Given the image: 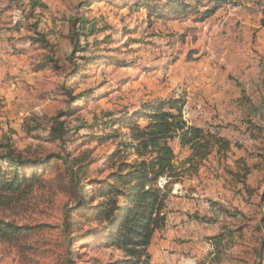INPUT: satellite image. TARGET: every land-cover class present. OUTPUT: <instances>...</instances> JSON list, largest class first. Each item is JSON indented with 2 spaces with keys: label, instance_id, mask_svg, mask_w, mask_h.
<instances>
[{
  "label": "rangeland",
  "instance_id": "rangeland-1",
  "mask_svg": "<svg viewBox=\"0 0 264 264\" xmlns=\"http://www.w3.org/2000/svg\"><path fill=\"white\" fill-rule=\"evenodd\" d=\"M83 1L0 0V141H10L24 155L43 156L48 150H57L58 143L47 139V127L54 116L74 109L72 116L64 117L72 137L85 140L89 133L114 135L86 146L93 149L95 158L89 175L103 180L111 174L106 161L109 155L129 137L127 128L111 120L147 100L182 96L187 99L182 108L184 119L231 140V146L224 150L222 145H214L197 166L186 163L189 147L173 142L181 176L178 181L172 177L167 181H172L173 193L190 198L180 202L181 197H174L169 203L167 225L148 246L150 264H264L252 252L255 242L250 231L261 223L264 210V144L247 133L264 122V0L225 1L204 20H199L200 13L190 11L176 18L154 17L153 21H147L145 8H126L124 3L113 6V0H104L98 7L90 3L87 10ZM243 1L247 4L244 10L235 9ZM189 2L196 4L195 0ZM81 15L96 28L94 53L100 48L103 54L112 55L113 62L91 61L74 78L63 54L58 67L37 69L43 50L26 39L31 34L27 28L16 31L15 22L37 23L38 31H52L50 38L61 40L68 53L70 23ZM89 38L94 42V36ZM105 39L109 41L103 43ZM18 49L25 53L16 52ZM79 94L84 99H72ZM79 124L84 128L76 135L74 128ZM34 127L37 129L27 131ZM49 164L47 171L51 172L56 162ZM165 183L162 177L159 184ZM98 187H88L89 192ZM89 200L93 201L92 196ZM68 202L65 194L38 191L18 213H7L20 223L41 227L22 236L19 243L0 242V264H67L68 260L71 264H104L123 258L122 251L103 244L99 235L78 238L71 245L64 241L62 221ZM214 202L236 215L215 211ZM195 212L210 222L193 219ZM92 216L88 220L86 214L78 215L76 228L95 225L96 216ZM224 224L247 227L243 236L235 233L216 246L209 237ZM87 242L93 245L87 246Z\"/></svg>",
  "mask_w": 264,
  "mask_h": 264
},
{
  "label": "trees",
  "instance_id": "trees-1",
  "mask_svg": "<svg viewBox=\"0 0 264 264\" xmlns=\"http://www.w3.org/2000/svg\"><path fill=\"white\" fill-rule=\"evenodd\" d=\"M103 1L85 0L82 2V7L88 10L90 3L95 5L91 7H98ZM189 1L191 0H113L111 4L121 6L124 3L126 8L135 10L145 8L147 21H153L154 17L176 18L190 11L200 13L199 20H204L215 14L223 2L232 3L238 0H209L210 3H214L213 5L202 4L201 0H195L196 4L192 5ZM83 15L74 17L70 23L72 34H67L71 39L68 53L64 52L61 40L50 38L52 31H38L37 23L29 24L20 19L15 22V30L27 28L31 34L26 36V39L33 44H39L43 50L42 61L37 69H44L48 65H52L53 68L58 67V63L63 60V54L66 55L65 62L70 65L68 69L70 73H74V78L80 76L85 64L91 61L103 58L106 64L113 62L112 55L103 54L104 50L100 48L94 53L92 48L97 47L96 28L94 25H89V20H83ZM127 30L129 29L125 27L124 32ZM83 36H86L84 40H82ZM90 36H94V42L93 39L91 42ZM108 41L105 39L103 43ZM107 50L111 51L112 48ZM16 52L22 54L25 53V49H18ZM146 71L150 69L147 68ZM80 97V94L72 95V99H79L76 102L81 101L85 96ZM186 102V98L175 95L164 99L147 100L139 104V108L134 111H128L125 115L111 120L120 128H127L129 137L109 155L110 160L106 161L110 162L111 174L103 180H97L89 175L95 158L92 156L93 149L86 146L93 140L101 143L114 135L89 133L85 135V140H81L79 136L72 137V129L64 117L72 116L71 112L74 109L60 112L52 118L50 126L47 127V139L52 143H58L57 150H48L43 156L24 155L10 141H0V242L19 243L22 236L25 237L40 229V224L20 223L15 218L9 217L7 213H18L19 208L31 203L37 197L38 191H49L53 196L65 194L69 198L62 221L63 238L68 245L78 238L88 240L99 235L103 244L124 253L123 258L104 264H150L151 255L148 246L155 233L163 230L167 225L169 203L174 197L182 196L173 193L172 181H164L166 183L163 186L159 184L162 177L163 180H167L168 177L175 178L176 181L180 180L181 172L176 166L177 155L172 146L173 142L189 147L191 153L186 163L195 165L210 155L214 145H222L224 150L231 146V140L221 138L201 126L189 124L182 114ZM141 121L146 122L141 123ZM255 126L247 133L264 144V122ZM83 128L84 124L76 126L75 134L77 135ZM36 129L37 127L28 128L27 131L32 132ZM69 143L73 146L69 147ZM40 145H30V148ZM218 148L220 151V147ZM133 157L136 158L132 159ZM52 161L56 162V166L49 172L47 170ZM103 169L104 166L100 167L98 172ZM95 184L99 187L89 192L88 187ZM91 196L93 201L89 200ZM185 198L190 197L186 195L178 200L181 202ZM213 205L216 207L215 211L218 210L219 213L229 212L223 204L214 202ZM81 213L86 214L88 220L94 219L92 215H95V225L85 229L76 228V219ZM229 213L232 216L236 215ZM218 216L214 218V223ZM193 219L201 222L211 220L197 212L193 213ZM263 224L264 210L261 223L259 221L254 227H250L255 242L252 252L259 263L264 260ZM246 227L244 224L238 226L224 224L220 232L210 236L209 239L219 246L226 237L232 238L235 233L243 236ZM92 243L87 242V246H92ZM67 264H71L69 260Z\"/></svg>",
  "mask_w": 264,
  "mask_h": 264
},
{
  "label": "bare ground",
  "instance_id": "bare-ground-1",
  "mask_svg": "<svg viewBox=\"0 0 264 264\" xmlns=\"http://www.w3.org/2000/svg\"><path fill=\"white\" fill-rule=\"evenodd\" d=\"M244 2V1H243ZM243 2H239V3H237V6L235 7V9H237V10H241V9H243L247 4H245V2L243 3ZM248 2V1H247ZM233 5V4H232ZM236 5V4H235ZM244 10V9H243ZM184 109V108H183ZM208 202V201H207ZM210 203H206V207H210L211 208V205H209Z\"/></svg>",
  "mask_w": 264,
  "mask_h": 264
},
{
  "label": "built area",
  "instance_id": "built-area-1",
  "mask_svg": "<svg viewBox=\"0 0 264 264\" xmlns=\"http://www.w3.org/2000/svg\"><path fill=\"white\" fill-rule=\"evenodd\" d=\"M163 181H167V180H163Z\"/></svg>",
  "mask_w": 264,
  "mask_h": 264
},
{
  "label": "crops",
  "instance_id": "crops-1",
  "mask_svg": "<svg viewBox=\"0 0 264 264\" xmlns=\"http://www.w3.org/2000/svg\"><path fill=\"white\" fill-rule=\"evenodd\" d=\"M188 213H190V212H188Z\"/></svg>",
  "mask_w": 264,
  "mask_h": 264
}]
</instances>
